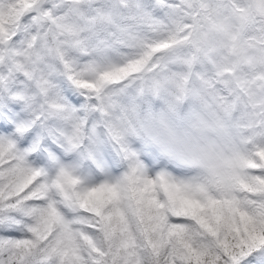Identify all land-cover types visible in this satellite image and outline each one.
I'll list each match as a JSON object with an SVG mask.
<instances>
[{
	"label": "snow or ice",
	"instance_id": "snow-or-ice-1",
	"mask_svg": "<svg viewBox=\"0 0 264 264\" xmlns=\"http://www.w3.org/2000/svg\"><path fill=\"white\" fill-rule=\"evenodd\" d=\"M0 264H264V0H0Z\"/></svg>",
	"mask_w": 264,
	"mask_h": 264
}]
</instances>
